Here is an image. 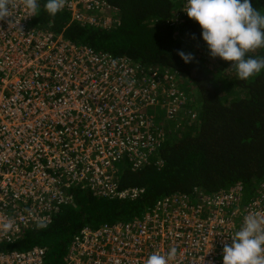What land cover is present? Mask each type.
I'll list each match as a JSON object with an SVG mask.
<instances>
[{
  "label": "built area",
  "instance_id": "2783aa9c",
  "mask_svg": "<svg viewBox=\"0 0 264 264\" xmlns=\"http://www.w3.org/2000/svg\"><path fill=\"white\" fill-rule=\"evenodd\" d=\"M114 11L107 0H64L61 10L80 24L87 12L103 22L88 24L104 29L118 25ZM36 16L25 0H9L0 19V264H44L45 248H2L48 227L81 184L110 200L142 194L119 188L118 166L145 167L164 142L165 123L196 119L173 76L33 29ZM195 193L159 199L130 222L82 228L64 264H145L171 248L170 264H222L244 217L264 216V181L249 191L238 183L212 196Z\"/></svg>",
  "mask_w": 264,
  "mask_h": 264
},
{
  "label": "trees",
  "instance_id": "16d2710c",
  "mask_svg": "<svg viewBox=\"0 0 264 264\" xmlns=\"http://www.w3.org/2000/svg\"><path fill=\"white\" fill-rule=\"evenodd\" d=\"M45 3L37 0L34 26L113 59H130L146 74L173 76L178 91L191 100L196 119L173 130L175 123H165L170 132L165 131L158 153L145 167L131 170L127 161L118 166L119 188L142 194L110 200L95 197L89 187L73 188V205L54 214L48 227L28 231L11 248L2 249L45 248L44 264H64L73 237L84 227L141 218L171 194L196 198L197 191L212 196L238 183L249 191L264 181V71L243 81L229 62L210 58L201 28L182 11L187 0H107L118 23L110 29L71 22L67 12L50 16ZM253 7L264 8V0H253ZM179 51L193 53L195 59L185 64ZM260 57L264 48L245 58Z\"/></svg>",
  "mask_w": 264,
  "mask_h": 264
},
{
  "label": "clouds",
  "instance_id": "9594fccd",
  "mask_svg": "<svg viewBox=\"0 0 264 264\" xmlns=\"http://www.w3.org/2000/svg\"><path fill=\"white\" fill-rule=\"evenodd\" d=\"M25 6L36 15L37 0H25ZM64 7V0H46L45 11L55 16ZM201 28V38L210 58L229 62L236 78L247 81L264 71V57L245 58L246 54L264 48V8L253 7V0H187L182 10ZM9 0H0V19L8 16ZM185 63L193 53L179 51ZM225 243L222 264H264V216L248 214L242 226ZM177 255L171 248L165 254H152L145 264H170Z\"/></svg>",
  "mask_w": 264,
  "mask_h": 264
},
{
  "label": "rangeland",
  "instance_id": "374dc122",
  "mask_svg": "<svg viewBox=\"0 0 264 264\" xmlns=\"http://www.w3.org/2000/svg\"><path fill=\"white\" fill-rule=\"evenodd\" d=\"M182 7H184V5L182 6ZM85 14V16H86V21H88V22H85V23H89V22H92V23H95L96 25L98 24V25H103V22L99 19V18H96V17H93L92 15H90L89 13H84ZM72 18H71V20L74 18L73 16H71ZM84 23V24H85ZM105 24V26L107 25L108 27H110V26H114L115 27V25H112V24H106V23H104ZM36 27L34 26L33 27V29H35ZM53 35H55L56 37H58V39H60L61 37H59V35L60 34H54L53 33ZM62 37H63V35H62ZM64 38V37H63ZM65 39V38H64ZM67 40V39H66ZM68 42H70L69 40H68ZM88 48V47H87ZM94 51V50H93ZM100 53V52H99ZM100 54H104V53H100ZM211 65H215V63L214 62H211ZM222 66V65H221ZM191 109L193 110V107H191ZM187 112V111H186ZM184 119H186L185 117H179L177 120H176V118L175 119H173L172 121H174V122H176L175 123V125L173 126V128L171 129V130H173V129H176V127H178L179 125H182L183 123H187V120L184 122ZM164 130L166 131V133L167 132H170V129H168V128H166V126H164ZM84 185L85 184H81V185H79V187L82 189L83 187H84Z\"/></svg>",
  "mask_w": 264,
  "mask_h": 264
},
{
  "label": "bare ground",
  "instance_id": "6f19581e",
  "mask_svg": "<svg viewBox=\"0 0 264 264\" xmlns=\"http://www.w3.org/2000/svg\"><path fill=\"white\" fill-rule=\"evenodd\" d=\"M69 15H70V14H69ZM57 213H58V212H57ZM57 213H56V214H57ZM26 252H27V251H26Z\"/></svg>",
  "mask_w": 264,
  "mask_h": 264
}]
</instances>
